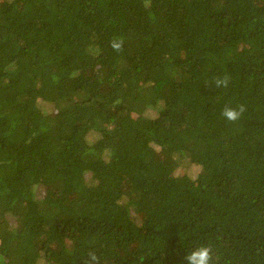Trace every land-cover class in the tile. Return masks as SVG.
Returning a JSON list of instances; mask_svg holds the SVG:
<instances>
[{
    "label": "trees",
    "instance_id": "trees-1",
    "mask_svg": "<svg viewBox=\"0 0 264 264\" xmlns=\"http://www.w3.org/2000/svg\"><path fill=\"white\" fill-rule=\"evenodd\" d=\"M200 245L264 264V0H0V264Z\"/></svg>",
    "mask_w": 264,
    "mask_h": 264
},
{
    "label": "clouds",
    "instance_id": "clouds-1",
    "mask_svg": "<svg viewBox=\"0 0 264 264\" xmlns=\"http://www.w3.org/2000/svg\"><path fill=\"white\" fill-rule=\"evenodd\" d=\"M124 41L121 38H115L110 42V47L119 52L123 48ZM213 83L217 88H227L230 83V77L224 75L218 76L213 79ZM246 111L243 104L237 105L236 107L225 106L221 111V116L229 122H236ZM92 260H96L97 257L94 253H89ZM183 261L185 264H213L212 248L210 245H200L195 247L189 252H186Z\"/></svg>",
    "mask_w": 264,
    "mask_h": 264
},
{
    "label": "rangeland",
    "instance_id": "rangeland-1",
    "mask_svg": "<svg viewBox=\"0 0 264 264\" xmlns=\"http://www.w3.org/2000/svg\"><path fill=\"white\" fill-rule=\"evenodd\" d=\"M117 119V115H116V113H113L112 114V120L113 121H115ZM192 172H194V175L193 176H196L197 175V172H198V170L197 169H195V170H193Z\"/></svg>",
    "mask_w": 264,
    "mask_h": 264
}]
</instances>
